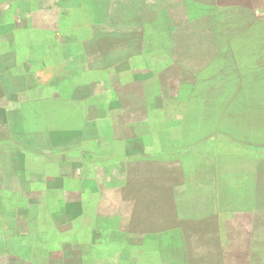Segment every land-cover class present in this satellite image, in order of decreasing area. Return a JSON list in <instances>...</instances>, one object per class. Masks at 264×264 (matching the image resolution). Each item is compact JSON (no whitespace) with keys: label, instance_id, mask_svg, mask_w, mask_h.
Returning <instances> with one entry per match:
<instances>
[{"label":"rangeland","instance_id":"obj_1","mask_svg":"<svg viewBox=\"0 0 264 264\" xmlns=\"http://www.w3.org/2000/svg\"><path fill=\"white\" fill-rule=\"evenodd\" d=\"M0 71L15 97L25 88L30 96L14 105L37 153L24 156L25 167L42 169L55 144L49 159L59 168L49 171L69 179L71 161H117L123 131L141 133L127 189L159 215L172 192L175 219L183 210L186 220L173 238L159 223L142 242L143 264L167 263L171 242L174 264H264V0H0ZM86 109L95 126L82 130ZM97 128L109 150L95 157L73 149ZM20 162L12 154L4 166L16 172ZM15 172L3 176L7 187L16 186ZM117 196V185L103 186L108 200L95 209L116 216ZM15 202L0 199V210ZM27 211L39 218L31 226L51 223L50 212ZM62 211L55 215L68 220ZM73 235L84 243L91 233ZM61 239L72 235L51 233V244ZM118 242L114 231L96 256L121 264Z\"/></svg>","mask_w":264,"mask_h":264},{"label":"crops","instance_id":"obj_2","mask_svg":"<svg viewBox=\"0 0 264 264\" xmlns=\"http://www.w3.org/2000/svg\"><path fill=\"white\" fill-rule=\"evenodd\" d=\"M25 89L26 92L21 90L18 92L20 95L15 97L13 85L7 80L0 79V199L16 200L13 207L5 209L4 212L0 210V261H5L8 264H104V261L96 256L95 250L104 243L106 244L110 234L116 231L121 238V243L118 242L121 264H143L141 257L142 242L150 241L154 235L152 232H157L163 221H165V229L169 230L173 238L174 232H180L182 224L186 220L183 216V210L178 215L180 217L175 219L172 192L169 194V201L167 200L165 215H159L158 208H143L138 194L127 189V178H129L127 166L129 163L132 164L137 161L138 153L141 152L144 145L141 143V133H136L133 130L126 137L123 131L122 136L118 137L121 143H117L120 144L117 150H120L121 147L123 154L117 161L97 163L95 162L96 159L95 163L89 162L86 167L79 161H71L69 179L61 176L60 172L51 174L49 171V169L59 168L58 163L49 159L50 156H57L55 151L58 149L55 144H47V149L51 151H48L49 153L44 155L45 157L39 156L42 165H44L42 169L31 168L30 165L25 167L24 159L26 156H37V153L29 149L31 138L29 124L22 123L19 127L14 121L15 116H17L14 105L29 101L26 100L30 96L27 88ZM61 98L59 97V99ZM46 99V97H42L41 101ZM15 100L20 101L15 103ZM72 100L75 106L82 102L79 98H72ZM87 101L89 102L88 97ZM78 108H72L71 119H78ZM121 112L117 108L111 115L114 117ZM83 114L85 115L80 120L83 121L84 125L82 123L80 128L83 130L95 126L94 116L87 109ZM104 115V113L101 114V116ZM74 128L73 133L77 135V126ZM102 131L101 128L98 133L97 128L95 133H92L85 141L73 145L76 147L73 149L85 152L89 156H101L112 146L105 142ZM12 154L14 158L21 160L19 167H16L18 169L16 172L14 171L15 167L6 168L4 166V162ZM14 172L19 180H17L14 188L7 187L9 182L5 181L3 176H10ZM85 182L91 183L95 188L96 191L94 190L93 194L87 192ZM111 183L118 187V212L116 216L95 209L99 199L108 200L106 197L101 198V191L103 186ZM31 208L50 212L51 223L40 221L31 226L32 220L39 219L37 211L34 214L35 217L29 215L27 209L31 210ZM59 209L63 210L61 212L63 215L68 210L70 216L68 220L64 216L55 215ZM163 216H166V219L161 218ZM84 217L90 221L85 226L79 222ZM113 217L117 220L116 226L112 225ZM159 223L161 224L159 225ZM79 230H86L91 233L88 242L83 243L74 239L73 234ZM53 232L61 237L70 233L72 239L71 241L61 239L59 243L51 244V233ZM174 245V242H171L166 246L170 255L169 261L165 264H174ZM177 257H180V254H177ZM145 263L156 264L151 260L149 263L148 261Z\"/></svg>","mask_w":264,"mask_h":264},{"label":"trees","instance_id":"obj_3","mask_svg":"<svg viewBox=\"0 0 264 264\" xmlns=\"http://www.w3.org/2000/svg\"><path fill=\"white\" fill-rule=\"evenodd\" d=\"M189 23V22H188ZM187 25V24H186ZM185 26V25H184Z\"/></svg>","mask_w":264,"mask_h":264}]
</instances>
